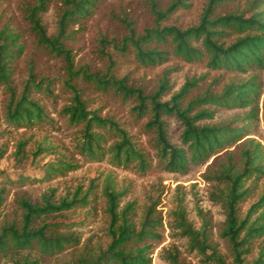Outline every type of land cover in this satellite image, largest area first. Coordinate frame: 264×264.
<instances>
[{
    "label": "rangeland",
    "instance_id": "rangeland-1",
    "mask_svg": "<svg viewBox=\"0 0 264 264\" xmlns=\"http://www.w3.org/2000/svg\"><path fill=\"white\" fill-rule=\"evenodd\" d=\"M44 1L45 9L38 15L47 35L54 36L59 13L66 9V5L63 0ZM173 1L95 0L87 16L67 23L63 44L70 51L73 69L78 71L69 79L63 56L40 44L31 30L26 16L38 0H0V28L7 27L17 33L23 46L22 53L12 65L11 84L15 95L17 97L22 91L24 79L32 73L38 84L30 87L29 94L43 107L46 115L44 120L31 127L9 123L5 118L8 92L0 86V234L7 227L21 230L24 212L21 200L41 206L43 197L58 204L61 199L71 200L89 192L86 204H75L70 209L34 217L29 225L34 229L45 224L46 235L71 236L73 239L63 243L61 249L53 253L45 251L35 239L26 247L15 248L7 235V247L0 251V264L24 260L35 261L36 264H73L88 253H97L99 248H105L109 241L103 194L106 182L122 193L120 207L127 202L133 203L131 217L136 225L144 209L154 203L153 215L160 224L155 228L158 237L149 241L150 264H173L169 253L176 254L178 264H217L206 260L195 249H189L186 237L181 236L176 226L173 209L177 203L194 229H200L202 223L207 222V252L213 250L224 264H236L229 243L220 236L225 216L222 205L215 198L218 184L210 176L226 165L228 159L238 167L241 150L250 138L260 143L264 153V67L244 73L213 70L206 65V60L188 62L173 55L170 37L167 43L154 38L143 45L146 49L168 52V59L162 63L144 64L136 57L134 46L124 39L129 35V27L135 36L144 34L147 29L169 26L184 30L197 25L207 3V0H184V5L173 8L164 18L159 17L156 12H166ZM248 1L222 2L214 7L211 16L244 12L246 17L249 15L246 11ZM97 76L122 79L126 86L140 88L144 94L155 92L164 79L168 91L162 100H168L185 81L191 79L196 80L197 85L191 89L187 100L206 90L219 93L227 84L245 80L257 86V96L251 105L244 107L210 105L214 110L213 116L199 123L245 125L247 135L218 150L209 159L190 164L184 172H172L163 167L156 154L153 130L145 127L151 118L150 113L138 116L132 109L134 97L124 98L111 85H97L94 80ZM67 83L78 90L88 111L126 131L134 147L145 156L147 167L143 171L135 163L124 167L112 163L108 155L93 159L80 151L78 137L83 125L70 123L61 113L63 107L72 103L73 93ZM251 108L254 118L248 117ZM162 118L168 140L175 146H182L180 121L169 115ZM94 130L99 131L97 128ZM106 137V146L113 140H119L118 136L110 134ZM61 162H69L71 167L62 173L49 170L50 165L60 167ZM262 190L264 175L257 180L253 193L239 204L240 217ZM260 212L261 209L252 218ZM243 257L248 263L263 258L264 264V232L255 237Z\"/></svg>",
    "mask_w": 264,
    "mask_h": 264
},
{
    "label": "trees",
    "instance_id": "trees-1",
    "mask_svg": "<svg viewBox=\"0 0 264 264\" xmlns=\"http://www.w3.org/2000/svg\"><path fill=\"white\" fill-rule=\"evenodd\" d=\"M94 1L63 0L66 9L59 13L57 32L54 36L47 35L38 15V12L45 9L44 0H38V4L31 8L26 16L37 41L56 55L63 56L70 75L69 79L75 77L78 71L73 69L70 51L63 44L67 23L78 17L87 16L94 7ZM183 1L174 0L166 12L156 13L164 18L173 8L184 5ZM225 1L227 0H207L199 22L195 26L184 30L174 26L147 29L139 36H135L133 29L129 27V35L124 39L134 46L136 57L144 64L162 63L168 59V52L157 48L146 49L143 45L154 38L159 42L167 43L170 37L171 53L185 61L206 60V65L213 70H231L238 73L263 68L264 0H249L246 7L249 15L246 17L244 12L211 16L214 7ZM231 37L233 39L227 43V39ZM22 51L23 46L19 42L18 34L7 27L0 28V86H4L8 92L5 118L11 124L31 127L44 120L46 115L43 107L29 94L30 87H36L38 84L33 79L32 73L24 79L22 91L17 97L15 95L11 84L12 65ZM94 80L101 87L111 85L124 98L134 97L135 105L132 109L138 116L150 113L151 118L145 127L153 130L156 154L163 167L172 172H184L190 164H198L209 159L218 150L235 144L247 135L245 125L199 123L202 119L213 116L214 110L210 109V105L244 107L251 105L257 96V86L249 80L231 82L219 93L206 90L188 100L191 89L197 85L194 79L185 81L168 100H162L168 91L164 79L151 94H144L140 88L128 87L122 79H116L114 76H97ZM67 84L73 93L72 103L63 107L61 113L70 123L83 125L78 137L80 151L93 159H102L108 155L112 163L124 167L135 163L136 167L143 171L147 167L145 156L134 147L126 131L119 128L116 123L88 111L78 90L73 85ZM48 88L49 86H46V89ZM164 115L174 116L180 121L182 146H175L168 140L162 118ZM248 117L254 118L253 108ZM95 128L99 131L94 130ZM108 134L118 136L119 140H113L106 146ZM240 155L241 161L238 167L228 159L226 165L220 170L213 171L210 176V179L218 184L215 198L222 205L225 216L220 236L229 243L236 264H263V258L248 263L243 255L249 250L255 237L264 232V190L249 205L242 217L239 216V204L253 193L257 180L264 175V153L260 143L250 138ZM70 167L69 162H61L60 167L50 165L49 170L62 173ZM88 193L86 191L71 200L61 199L58 204L43 197L41 206L21 200L24 207L22 228L19 231L12 227L3 228L0 234V251L7 247L5 241L7 235L10 236L15 248L26 247L35 239L45 251L53 253L56 249H61L63 243L73 239L71 236L46 235L45 224L34 229L29 225L34 217L70 209L75 204H86ZM103 194L106 198L105 212L108 217L109 241L105 248H99L97 253H88L86 257L78 259L73 264H150L149 241L158 237L155 228L160 224L153 215L154 203L144 209L136 225L131 217L134 212L133 203L127 202L120 207L119 200L122 193L112 188L110 182H106ZM260 209L261 212L252 218V215L258 213ZM173 212L176 226L181 236L186 237L189 249H195L208 261L224 264L221 257L216 256L213 250L207 252L209 249L207 222H203L200 229H194L187 221L180 203L176 204ZM168 257L173 264H178L176 254L169 253ZM14 264H36V262L24 260Z\"/></svg>",
    "mask_w": 264,
    "mask_h": 264
}]
</instances>
